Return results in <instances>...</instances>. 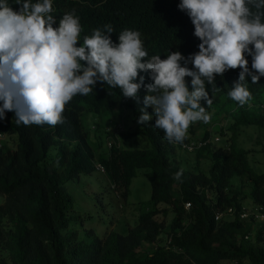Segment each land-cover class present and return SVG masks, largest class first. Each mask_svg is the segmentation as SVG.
Here are the masks:
<instances>
[{"label":"trees","instance_id":"trees-1","mask_svg":"<svg viewBox=\"0 0 264 264\" xmlns=\"http://www.w3.org/2000/svg\"><path fill=\"white\" fill-rule=\"evenodd\" d=\"M179 2L53 0L52 15L57 24L65 13L79 16L81 42L94 29L111 25L113 43H118L123 30H135L140 32L149 57L160 55L165 59L169 52L178 51L188 58L198 52L200 40L193 35L190 18L178 9ZM10 3L13 10H19L15 0ZM246 59L251 70V57ZM181 64L184 66L183 61ZM187 66L193 67L190 61ZM239 72V68L230 69L215 76V85L206 84L212 103L202 102L232 124L219 132L224 139L222 147L207 143L195 151L198 160H208L206 173L189 172L169 159L167 148L171 142L164 139L163 130L154 127L155 120L142 125L143 144L139 148L119 150L112 145L108 159L101 161L114 187L123 190V197L136 172L147 170L151 206L167 205L174 213L163 244L159 242L161 226L153 220L154 210L139 215L136 225L124 236L109 231L90 242L80 239L74 217L69 214L73 201L65 187L73 177L93 169L85 115H95L100 124L113 116L117 107L131 109L136 103L143 105V87L137 98H127L119 88L111 89L98 82L88 96L77 95L65 105L64 123L55 126L17 124L15 113L6 111L5 119L0 120V133L5 135L0 147V194L4 198L0 205V251L6 253L10 264H221L226 260L239 264L242 259L249 264H264V249L246 246L250 223L238 219L242 208L232 184L234 179L241 186L247 183L251 201L264 211V174L254 173L247 152L232 139L241 127L264 131V77L255 84L245 77L252 99L240 106L228 96ZM140 75L145 76V83L152 82L148 72ZM190 79L185 77L188 82ZM116 126L104 130L114 142ZM8 136L15 137L14 148L7 146ZM185 143L184 140L179 144ZM52 148H56L54 158L49 157ZM177 173L179 179L175 178ZM172 186L177 188L178 198L172 194ZM209 193L215 194L214 198ZM184 204H189V212ZM226 208H233L236 215L215 221V210ZM144 243L151 246L148 254L140 253ZM0 264L6 263L0 260Z\"/></svg>","mask_w":264,"mask_h":264},{"label":"clouds","instance_id":"clouds-1","mask_svg":"<svg viewBox=\"0 0 264 264\" xmlns=\"http://www.w3.org/2000/svg\"><path fill=\"white\" fill-rule=\"evenodd\" d=\"M11 4L0 0V120L9 111L17 124L55 126L64 123L65 105L88 96L98 82L127 98H137L143 87L137 123L155 117L164 139L182 143L191 124L210 120L201 101L211 105L206 84L215 85V76L240 69L228 92L240 106L252 99L245 77L253 84L264 77V0H180L177 7L190 18L199 50L188 58L169 52L165 59L149 57L139 31L123 30L113 43L111 25L81 42L79 16L65 13L57 24L53 0H15L19 10Z\"/></svg>","mask_w":264,"mask_h":264},{"label":"rangeland","instance_id":"rangeland-1","mask_svg":"<svg viewBox=\"0 0 264 264\" xmlns=\"http://www.w3.org/2000/svg\"><path fill=\"white\" fill-rule=\"evenodd\" d=\"M201 104L205 107L206 112L209 113L210 120L208 123L196 122L191 124L185 141L189 143L200 141L203 138L207 140L219 138L216 147H222L224 139L219 135V132L227 127H231V121L222 114H219L215 108L206 107L202 101ZM142 107L143 105L140 103H136L131 109H123L122 106L117 107L115 114L100 124H98L99 122L95 115H85L84 126L88 133V141L91 144L93 169L88 174H79L73 177L65 187L73 201V208L69 214L74 217L75 227L79 230V238L85 239L86 242L100 239L109 231H114L122 236L126 235L136 225L139 215L149 210L156 212L153 220L159 223L162 229L159 242L163 244L167 240L166 235L169 232V225L174 217V213L172 212V208L167 205L157 204L151 206V186L145 177L147 170L139 169L136 172V176L130 180L123 197V190H118L114 187L109 175L106 173V165L101 163L102 160L108 159L110 154L107 143L111 139L106 136L104 131L107 127L114 125L122 126V131L116 135V141L114 142V145L119 150L137 149L143 144L141 139L143 126L137 123ZM146 110L150 115L153 112L151 107H148ZM151 120H155V117ZM6 138H8L7 146L14 148L15 137L8 136ZM229 138L230 133L228 132L225 139L228 140ZM232 139L238 147L247 152L246 158L254 173L258 175L264 174V131L254 127H241L236 130V134H234ZM55 152L56 148H52L49 152V157L54 158ZM167 153L172 162H175L189 172L197 173L201 171L206 173L209 169L207 159L201 158L198 160L195 153L183 149L181 144L177 142L169 143ZM97 165L102 166L105 171L102 173L95 170L94 167ZM232 184L242 210L247 213L251 212L255 205L250 199V186L247 183L241 186L237 179L232 180ZM171 191L178 198L175 186H172ZM209 195L211 198L215 196L213 193H209ZM3 200L4 198L0 194V205L3 204ZM187 210L189 212L190 207ZM250 229L246 246L264 249V222L258 219L251 220ZM256 233H258L257 237ZM150 250L151 246L144 243L140 253L148 254ZM0 260L5 261L6 264H10L4 251H0ZM221 264L238 263L234 260H226ZM239 264H249V262L247 259H242Z\"/></svg>","mask_w":264,"mask_h":264},{"label":"built area","instance_id":"built-area-1","mask_svg":"<svg viewBox=\"0 0 264 264\" xmlns=\"http://www.w3.org/2000/svg\"><path fill=\"white\" fill-rule=\"evenodd\" d=\"M122 131V126L117 125L114 128L113 134H118ZM5 140V135L3 133H0V147L1 143ZM219 142V138H213L212 140L209 139L206 142L205 141H197V142H189L182 144L181 147L189 152L195 153L198 149L204 147L209 143L212 146H217V143ZM112 145H114V141L111 140L107 143V147L110 148ZM95 169L99 172L103 173V168L100 165L95 166ZM185 210L189 208V204H184ZM236 215L235 210L233 208H226L224 210H215L214 212V220L215 221H221V220H229L232 219ZM238 219L244 223H250L251 220H259L261 222H264V211L262 207H259L257 205L254 206L253 210L251 212L247 213L244 210L239 212ZM249 219V220H248ZM247 239V236L245 237Z\"/></svg>","mask_w":264,"mask_h":264}]
</instances>
